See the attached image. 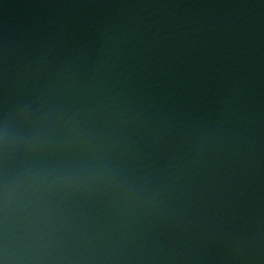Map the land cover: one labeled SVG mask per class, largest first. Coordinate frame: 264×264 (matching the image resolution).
<instances>
[{
	"label": "water",
	"instance_id": "obj_1",
	"mask_svg": "<svg viewBox=\"0 0 264 264\" xmlns=\"http://www.w3.org/2000/svg\"><path fill=\"white\" fill-rule=\"evenodd\" d=\"M0 264H264V0H0Z\"/></svg>",
	"mask_w": 264,
	"mask_h": 264
}]
</instances>
